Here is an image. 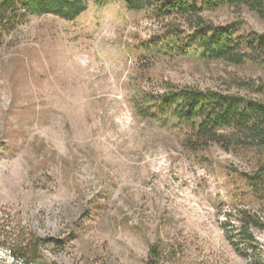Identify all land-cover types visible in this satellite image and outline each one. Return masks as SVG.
Masks as SVG:
<instances>
[{"label":"rangeland","instance_id":"rangeland-1","mask_svg":"<svg viewBox=\"0 0 264 264\" xmlns=\"http://www.w3.org/2000/svg\"><path fill=\"white\" fill-rule=\"evenodd\" d=\"M123 3L87 0L73 20L30 14L6 35L1 235L10 243L59 240L41 248L48 264H147L153 246L157 264H264V227L254 230L260 255L238 231L242 209L264 222V188L244 175L260 172L264 151L217 143L190 150L182 134L138 116L131 101L167 82L264 100V66L203 59L197 50L148 55L141 44L171 19ZM202 15L239 35L264 34V21L246 7ZM241 79L254 84L241 88Z\"/></svg>","mask_w":264,"mask_h":264},{"label":"trees","instance_id":"trees-1","mask_svg":"<svg viewBox=\"0 0 264 264\" xmlns=\"http://www.w3.org/2000/svg\"><path fill=\"white\" fill-rule=\"evenodd\" d=\"M102 4L108 0H96ZM129 11H150L155 17L171 19L163 31L150 38L141 48L152 55L184 56L200 51L203 59L222 60L233 65L247 61L264 66V34H238L233 28L206 19L205 10L246 7L264 21V0H122ZM87 0H0V47L7 34L25 23L29 15L52 13L73 20L87 10ZM181 21L182 25L173 22ZM188 28L186 32L182 27ZM163 92L143 91L131 95L135 113L149 120L170 125L184 136L190 150H201L217 143L225 149L243 148L264 151V100L248 95L218 91L193 85H171ZM251 88L253 82L238 81ZM261 90H264L262 84ZM254 176L244 174L249 183L264 188V167ZM238 226L248 248L260 255L255 229L264 222L250 210L242 209ZM3 231V230H2ZM2 232H0L1 235ZM10 237H7L9 239ZM50 238L14 239V252L28 260L39 261L41 248ZM157 247L150 248L147 264H157ZM55 264V263H52Z\"/></svg>","mask_w":264,"mask_h":264},{"label":"built area","instance_id":"built-area-1","mask_svg":"<svg viewBox=\"0 0 264 264\" xmlns=\"http://www.w3.org/2000/svg\"><path fill=\"white\" fill-rule=\"evenodd\" d=\"M0 235V264H48L44 261L28 260L14 252L13 245Z\"/></svg>","mask_w":264,"mask_h":264}]
</instances>
